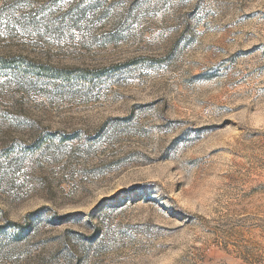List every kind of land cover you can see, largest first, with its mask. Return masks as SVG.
<instances>
[{"label":"rangeland","instance_id":"374dc122","mask_svg":"<svg viewBox=\"0 0 264 264\" xmlns=\"http://www.w3.org/2000/svg\"><path fill=\"white\" fill-rule=\"evenodd\" d=\"M0 264H264V0H0Z\"/></svg>","mask_w":264,"mask_h":264}]
</instances>
